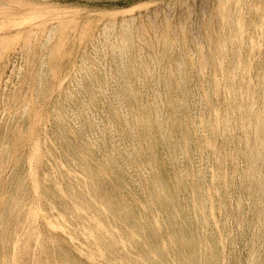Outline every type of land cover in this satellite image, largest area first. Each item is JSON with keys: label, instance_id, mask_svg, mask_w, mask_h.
<instances>
[{"label": "bare ground", "instance_id": "obj_1", "mask_svg": "<svg viewBox=\"0 0 264 264\" xmlns=\"http://www.w3.org/2000/svg\"><path fill=\"white\" fill-rule=\"evenodd\" d=\"M216 1L220 15L228 7L229 27L225 38L222 28L215 29L210 22L205 24L204 41L210 47L209 53L196 54L190 48L187 51L184 23L172 25L168 16L161 21L157 11L147 19L136 15L108 18L101 27L85 31L89 46L78 59V75L57 95V101L47 113L43 133L34 144L39 158L33 167L42 165V170L33 173L34 182L45 203L44 210L52 216L47 224L48 236L39 246L36 261L98 264L87 257L85 248L94 237H99L96 244L89 245L90 249L100 252L105 249L113 264H223L226 259L223 206L227 201L223 184L230 175L229 158L234 152L233 137H229L228 131L229 104L218 102L220 82L224 78L219 65L222 45L218 46L220 40L221 44L223 41L226 44L227 39L232 41L228 76L235 79L241 62L235 32L245 31L254 8L256 21L246 28L250 89L244 94V85L238 82L235 90L237 98L247 101L243 112L246 118L248 108L258 101L264 87V67L258 64L260 57L264 62V0L256 7L251 4L248 11L236 9L238 0ZM53 22L42 29L29 30L18 50L22 56L28 54L26 58L40 55L42 62L40 68L16 79L22 84L20 89L10 93L9 103L0 107V112L8 107L14 110L9 118L0 115V123L7 121L0 130V172L8 164L7 154L17 140L33 129L36 121L33 115L50 92L53 79L49 73L55 56L60 46L68 45L71 39L72 26L68 27L70 33L59 37V23ZM219 22L215 24L220 25ZM37 41L39 46L33 48V42ZM74 94L76 100L68 103ZM17 98L23 101L19 106L14 102ZM262 99L253 126L254 144L246 149L250 152L245 156H248L246 191L255 201L259 215L253 228L252 264L260 260L259 249L264 242V95ZM220 110L224 113L223 120L219 119L221 123L217 119ZM242 124L243 134L251 137L248 122ZM24 153L20 150L16 161ZM25 186L22 169L10 174L1 213L4 220L14 216ZM68 197L74 200L69 201ZM237 211L242 212L241 201ZM75 226L81 229L69 237L68 230ZM3 235L0 231V238ZM80 239L84 240L83 245ZM55 246H59L57 251ZM9 256L7 247L1 258L6 261Z\"/></svg>", "mask_w": 264, "mask_h": 264}, {"label": "rangeland", "instance_id": "obj_2", "mask_svg": "<svg viewBox=\"0 0 264 264\" xmlns=\"http://www.w3.org/2000/svg\"><path fill=\"white\" fill-rule=\"evenodd\" d=\"M261 1L262 0H248L247 2V0H238L239 4L237 3L236 9L248 11L249 6L251 4L255 5L254 7H256L257 6L256 4H259ZM216 5L218 7V1L216 0H0V107H3L9 103L7 100V96L10 93H16L20 89L22 84H20L17 81L19 78L29 75L28 73L30 72L31 69L35 71L36 69L41 67L40 65L42 62L41 60L42 57L40 55H36V56L31 55L26 58L25 56H28V54H24V56H22L20 52L18 51L24 42V39H25L24 37L26 36V33L32 29L33 30L38 29V28L42 29L45 24L50 25L49 23L53 21L56 23H59V32L57 34L59 37L61 34L70 33L68 29L69 26L73 27L71 31V39L68 45L66 46L61 45L58 54L55 56L56 57L54 61L55 63L52 65V69L50 70V73H49V76L53 79V82L51 83L50 92L41 101V105L37 111V114L33 115V117L36 116V121L34 122L33 129L27 132L26 134L22 135L17 140V143L15 144L13 149L10 150V152H8L7 154L9 158L8 164L0 172V231L4 233V235L0 238V258L6 254L7 247L9 248V253H10V256L8 257L6 261H4L2 258L0 259V264H11V263L12 264H33V263L44 264L45 263L43 261H36L35 256L38 255L39 246L41 242L45 240L48 236L49 226L47 224H48V221L52 218V216L49 214L50 213L49 211L44 210V207H46L45 203H43L44 201L42 200V196H40L41 192H39L40 190L36 188V185L34 182L33 173L37 170L38 171L42 170L40 169L42 168V165L40 166V168H36V166L33 167L34 163L36 162V158L39 156V154L37 153L38 151L36 152L34 149V144L37 141V139L41 137L43 133V130H44L43 128L46 125L45 120H46L47 113L52 108L53 104L57 101V95L59 94L60 91H62L66 87V85L69 83V80L71 78L78 75L77 73L78 59L84 52L83 49L85 47L88 48L89 46V44H87L88 34L85 33V31L86 30L91 31L97 27L99 28V26L101 27L102 23L107 21L108 18L109 20L110 19H122L124 17L136 15V16H140L141 19H147L149 16H153V12L155 14L157 11L161 21L163 19H167V16H168L167 20L172 25L184 23L182 26H184V34L186 35H184L185 38L184 37L183 38L185 39V42H186V45L185 44L184 45L187 51L190 48L196 54H198L199 51H203L204 53H209L208 50H210V47L204 41L205 24L210 22L209 24L213 28L216 29L218 26H219L218 28H222L223 30L221 29L222 30L221 34L223 33L225 35V38H227V32H228V27H229L228 17H227L228 7L226 8V11H225L226 13L224 12V14L221 13L220 15L219 11L216 8ZM254 12L255 11L253 8V10L250 13V16L247 18V25L249 27L251 26L252 23L256 21V14ZM215 19L217 22L218 20L220 21L219 22L220 25H218L217 23H216L217 25L215 24L216 22ZM225 19L226 21H224ZM248 26L246 28H248ZM197 27L198 29H201V31H199ZM246 28H245L246 33L245 31L243 33L242 32L239 33L237 31L235 32V36L237 35V40H239V48H240L239 59H241V62L239 60V67L237 70L238 74L236 76L237 78L235 77L234 79L228 76L229 70L231 69L230 62L233 56L232 49H231L232 41L227 39L226 44L224 43V41L222 42L223 44H221L222 40H220L219 46H218L219 48L222 45L221 47L222 51H221V48L219 49L220 55L222 56V59H221L222 61L220 60L219 65L221 68V73L223 72L222 78L224 77L223 78L224 80L222 79L220 82L221 86L219 85L221 93L218 97V102L220 104H223L224 102L229 104L228 111H229V120L231 123L229 124L228 131L230 133L229 137L230 138L233 137L231 140L233 143L232 152H234L231 154L232 158H229L228 165H231V167L229 166L228 169H229L230 175L227 176V179L224 182L225 185L223 184V187L225 188V190H227V201H226V204L223 206V210L225 211L224 213H225V221H226V230H225V235L223 238L224 253H225L224 257L226 259H223V264H250V263L252 264L253 263L252 261L253 260L252 253L254 252V249H253L254 237L253 236L255 235V232H253L255 229L253 228L254 226H256L258 222L257 220L259 217L258 212H257V206L255 205V201L249 198V195L246 191L247 190L246 189V178H247L246 172H247V166H248V161H247L248 156L247 157L245 156L248 155L250 152V150L246 151V149L247 148L251 149L252 147L251 144L252 145L254 144L253 126L255 123L256 115L258 111L260 110L261 106L263 105L262 98L264 95V87H261L260 89L261 97L258 98V101L255 104L251 105L252 108L251 107L248 108L249 111H248V114L246 115V118H244L243 112H244V108L247 106V101L237 98L236 91H235L236 86L239 82V83H242V86L244 85L243 93L244 94L249 93V90H248L249 75L247 74H249L251 67L250 65H248L249 58H248V51L246 49V39H247V32L249 31L248 30L249 28L248 29ZM19 30L21 31L18 32ZM191 32H193L194 34L192 33L191 35ZM224 35H222L221 37H223ZM168 37L171 38L170 36ZM195 38L196 40L198 38L197 42ZM240 42L244 44L242 45ZM202 44L204 47L202 46ZM197 45H199L200 49L198 48ZM223 45H225V47ZM38 46H39L38 41L33 42V45H32L33 48L38 47ZM201 46L204 48V50L203 48H201ZM207 46L209 47V49ZM227 53H229L230 55L229 54L227 55ZM224 55H225V58H224ZM242 55L243 57H241ZM259 60H260L258 63L259 66L264 67V62L261 57ZM12 64L15 66L13 67ZM92 65L95 66L96 64L93 63ZM222 86L224 89L222 88ZM76 97L77 96L74 94L73 98H69L68 103L75 101ZM14 102H16L15 104L19 106L21 105L23 101L22 99L17 98L15 99ZM239 104L241 105V108ZM41 106L43 107L41 108ZM233 109L235 111L234 113L232 111ZM13 113H14V110L9 109L8 107L6 108V110H2L0 112V115L1 117L3 116L2 117L3 119L4 118L6 119V118H9L11 115H13ZM231 117L232 119H230ZM223 118H224L223 110L222 111L220 110L218 114V118H217L219 123L222 122L220 120L221 119L223 120ZM243 121H247L249 124L250 134H251L250 135L251 137L249 138H247V135L243 134L244 132V126H243L244 124H242ZM249 122L251 123V126ZM6 124H7L6 120L0 123V130L4 129L6 127ZM235 126L236 128H234ZM231 128L234 129L233 133H232ZM238 129L240 133L238 132ZM231 134L232 136H230ZM245 139H247V141ZM239 141L240 143H237ZM20 150L25 151V153L23 154L24 156L19 161H16V154ZM217 150H218V147H216V151ZM239 151L240 152L242 151L243 153L244 152L245 153L243 154L242 152L240 153ZM231 159H234V160H231ZM237 161L239 162V164H236L238 163ZM232 162H235V163H232ZM242 164H243V167H242ZM27 168H28V171H27ZM21 169L25 173L26 186L21 190V193H20L22 195L21 199L19 200V202L16 203L17 210L15 211V214H17L18 212L17 215L20 217H17L14 214L13 217H10L9 219L4 220L2 218L1 213H2V208L4 206L5 185L7 183V180L10 174H12L13 172L17 170L19 171ZM30 187L32 189H30ZM34 188L37 191L36 193L38 195L35 193ZM68 200L73 201L74 199L73 197H68ZM240 201L242 202V212L238 213L237 206L239 205ZM30 206H32V208H30ZM37 208L38 209L40 208V210H37ZM37 211L39 214L36 213ZM40 214H42L43 217ZM25 215L27 217H25ZM44 215H45V219H44ZM36 219L37 221H35ZM44 224L47 226H45ZM80 229L81 228L78 226L71 227L68 230V236L70 235L69 237H73L77 235ZM12 231L14 233L11 234ZM36 231L38 234L36 233ZM98 238L99 237H94L93 238L94 240L89 241L88 246L86 245L85 253L87 254V257L90 260L94 259V263L97 262L98 264H105V263L107 264L108 262V264H113L112 257L106 253L105 249H103L101 252L98 250L96 251V250L90 249L91 247H89V245L92 243L96 244L99 241ZM36 240L38 241L35 243ZM83 241H84L83 239H80L81 245H83L84 243ZM263 245H264V242L260 246V249H259L261 252V257H260V260L257 262V264H264V248H263L264 246ZM58 249H59V246L54 247L55 251H57ZM12 252L14 253L12 254ZM88 253H90L89 256H88ZM99 253L101 255H99ZM93 254L95 256H92ZM13 255L14 256L16 255V256L14 257ZM32 259L35 262L32 261ZM82 264H88V263L83 262Z\"/></svg>", "mask_w": 264, "mask_h": 264}]
</instances>
